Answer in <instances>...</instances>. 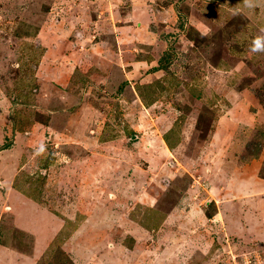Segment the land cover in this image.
Returning <instances> with one entry per match:
<instances>
[{"label": "rangeland", "instance_id": "374dc122", "mask_svg": "<svg viewBox=\"0 0 264 264\" xmlns=\"http://www.w3.org/2000/svg\"><path fill=\"white\" fill-rule=\"evenodd\" d=\"M258 38L264 0H0V205L92 194L53 236L59 219L0 208V244L34 264H264Z\"/></svg>", "mask_w": 264, "mask_h": 264}, {"label": "crops", "instance_id": "0c3cea01", "mask_svg": "<svg viewBox=\"0 0 264 264\" xmlns=\"http://www.w3.org/2000/svg\"><path fill=\"white\" fill-rule=\"evenodd\" d=\"M14 146L15 145H12V148ZM15 151H16L15 147L13 149H7V150L0 151V163H1L0 164V174L6 172L8 170V168L11 167L10 163L7 164V162H6V161H8L10 155H13L12 161H16V155H15L16 152ZM19 167H20V165H19ZM26 168L28 170L30 169V167H28V166ZM23 169H24V167H23ZM12 171L14 172V169ZM15 172L18 173V171H16V165H15ZM25 173L26 172H24V171L22 172L23 175H25ZM15 177H16V185H17V183L20 182L21 178H17V175ZM23 181L27 182L24 179H23ZM73 186L75 187V189L77 191H78V189H80V184H76ZM19 188L20 189H16V187H13L12 188L13 190H11L9 192L7 191L8 193L6 192V195H10V196L8 197V200L6 201L7 204L3 205L1 203L0 208H4V211H5V209L9 210L13 215L12 219H15L14 216H16V222H17V218H18V212H20V210H19L20 206H26V208L33 207V208H36L37 212L41 211L43 213V215H45V216L46 215L50 216V218H52L54 220L59 219L56 230L51 232V234H50L51 236L58 233L62 229L61 227H63V224L60 223L61 220L62 221L63 220L65 221L66 219L72 220L74 218L76 219V218L80 217V214H82V212L79 213L78 209L76 211L74 206L76 205V208H78L77 207L78 202H80L81 198H83L81 196L90 197L89 195H92V194L85 195V193L79 194V192H78V194H76V200H75L76 202H75V204L73 203L72 206H68L65 204V205H60L57 208L52 209L50 206H47L46 202L42 203V199H44V197H43V193L41 191H39L38 193H36V194H34L28 198V197L24 196L22 191H20V190H22V187L20 186ZM2 198L3 197L0 196V200H2ZM92 199H94V201H96L95 196H94V198H90L91 201H92ZM91 201H89L88 203H90L95 208H96V206H97V208H99V206H100L99 203H97V202L95 203V202H93V201L91 202ZM70 210H72V211H70ZM96 213H97V211L94 210L93 216ZM0 223H1V220H0ZM17 229H19V228H17ZM21 230L26 233L25 230H23V229H21ZM34 232L37 233V230H34ZM29 234L34 235L32 233H29ZM24 254L25 253L18 252L16 250V248H14V247L10 249L8 247V245H4L3 243L0 244V264H34L35 263L34 260H36V257L34 255V250H33V257H31L30 255L26 256Z\"/></svg>", "mask_w": 264, "mask_h": 264}, {"label": "clouds", "instance_id": "9594fccd", "mask_svg": "<svg viewBox=\"0 0 264 264\" xmlns=\"http://www.w3.org/2000/svg\"><path fill=\"white\" fill-rule=\"evenodd\" d=\"M262 47H264V45L261 44L259 38L253 41V47H252L253 51H259L262 49Z\"/></svg>", "mask_w": 264, "mask_h": 264}, {"label": "trees", "instance_id": "16d2710c", "mask_svg": "<svg viewBox=\"0 0 264 264\" xmlns=\"http://www.w3.org/2000/svg\"><path fill=\"white\" fill-rule=\"evenodd\" d=\"M59 252L62 253V254H64V252L61 249L59 250ZM62 264H73V263L69 259L67 261L64 259L63 262H62Z\"/></svg>", "mask_w": 264, "mask_h": 264}]
</instances>
